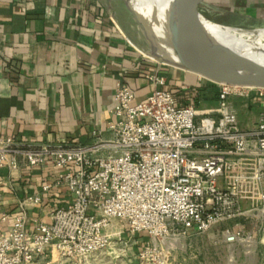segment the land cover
<instances>
[{
	"label": "built area",
	"instance_id": "obj_1",
	"mask_svg": "<svg viewBox=\"0 0 264 264\" xmlns=\"http://www.w3.org/2000/svg\"><path fill=\"white\" fill-rule=\"evenodd\" d=\"M149 80L153 89L140 103L117 88L109 139L37 145L0 137V178L23 169L50 176L2 214L0 264H91L111 248L124 250L125 233L203 234L244 215L264 226V115L244 131L229 102L264 90L218 85L219 108L199 117L193 105H176L158 73ZM53 190H64L68 203L31 226L29 211ZM223 239L238 240L228 230Z\"/></svg>",
	"mask_w": 264,
	"mask_h": 264
},
{
	"label": "crops",
	"instance_id": "obj_2",
	"mask_svg": "<svg viewBox=\"0 0 264 264\" xmlns=\"http://www.w3.org/2000/svg\"><path fill=\"white\" fill-rule=\"evenodd\" d=\"M107 2L0 0V137L37 145H89L94 134L109 139L117 88L126 86L133 103H140L153 89L149 77L157 73L177 106L193 105L199 117L215 114L220 87L145 57L137 30L125 19L116 21ZM197 9L227 28L264 26V0H199ZM229 102L244 131L264 115V93ZM49 178L48 171L23 169L11 176L5 171L0 218ZM68 201L64 190L51 191L29 211V224L49 222L51 211Z\"/></svg>",
	"mask_w": 264,
	"mask_h": 264
},
{
	"label": "water",
	"instance_id": "obj_3",
	"mask_svg": "<svg viewBox=\"0 0 264 264\" xmlns=\"http://www.w3.org/2000/svg\"><path fill=\"white\" fill-rule=\"evenodd\" d=\"M136 1L122 0L146 43V49H139L149 59L216 85L264 90V64L223 46L212 38L204 24L237 32L250 31L210 22L199 13V0H170L164 17L156 11L154 0H146V8L152 10V15L142 16ZM107 3L114 18L109 0Z\"/></svg>",
	"mask_w": 264,
	"mask_h": 264
},
{
	"label": "rangeland",
	"instance_id": "obj_4",
	"mask_svg": "<svg viewBox=\"0 0 264 264\" xmlns=\"http://www.w3.org/2000/svg\"><path fill=\"white\" fill-rule=\"evenodd\" d=\"M109 2L111 11H116L114 19H125L137 30L122 0ZM213 18L214 15H209V19ZM237 29L251 33L264 30V26ZM136 36L143 47L141 50L146 49L142 36L139 33ZM248 207L249 201L245 199L243 209L247 210ZM227 230L237 235L238 240L234 245L225 243L223 239V232ZM123 238L126 243L124 250L111 248L108 257L98 258L91 264H264V226L252 215L220 223L203 234L169 233L163 239L154 240L145 233L134 237L125 233ZM146 248L152 252L144 254Z\"/></svg>",
	"mask_w": 264,
	"mask_h": 264
},
{
	"label": "bare ground",
	"instance_id": "obj_5",
	"mask_svg": "<svg viewBox=\"0 0 264 264\" xmlns=\"http://www.w3.org/2000/svg\"><path fill=\"white\" fill-rule=\"evenodd\" d=\"M169 1L170 0H154L153 4L156 6L155 9L156 11H160L159 13L162 14V17H164L167 12ZM136 2L139 4L137 10L142 16L148 17L152 15V10L146 8V0H138ZM204 25L212 38L226 48H230L245 55L249 59H254L257 62L264 64V30L247 33L237 32L230 29H220L208 23H205Z\"/></svg>",
	"mask_w": 264,
	"mask_h": 264
}]
</instances>
